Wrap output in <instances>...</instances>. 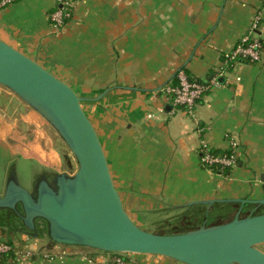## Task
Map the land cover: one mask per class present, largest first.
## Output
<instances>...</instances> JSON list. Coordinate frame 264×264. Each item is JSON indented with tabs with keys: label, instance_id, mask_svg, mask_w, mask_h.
Here are the masks:
<instances>
[{
	"label": "crops",
	"instance_id": "0c3cea01",
	"mask_svg": "<svg viewBox=\"0 0 264 264\" xmlns=\"http://www.w3.org/2000/svg\"><path fill=\"white\" fill-rule=\"evenodd\" d=\"M72 1L71 18L54 32L49 13L55 0H15L0 10V39L80 96L96 97L108 90L100 100L84 102L83 108L132 218L164 216L187 209L193 201L264 198L262 1ZM255 16H260L254 37L263 46L261 60L223 64V55L248 34ZM179 69L198 81L220 72L219 86L198 101L194 117L173 106L162 91L176 82ZM11 93L0 86V194L13 157L18 161L20 157L12 149L13 124L3 108L10 104L8 110H19L18 120L25 104ZM39 121L52 130L41 117ZM202 140L219 151L234 140L236 164L225 170L204 168L199 153ZM235 206L234 212L239 204ZM254 208L244 204L243 212ZM261 209L264 206L256 211ZM6 237L21 256L14 264H107L110 260L98 250L58 245L0 224V241ZM26 251L33 255L22 257ZM45 253L51 257L45 258ZM133 261L183 264L154 255H136Z\"/></svg>",
	"mask_w": 264,
	"mask_h": 264
},
{
	"label": "water",
	"instance_id": "95a60500",
	"mask_svg": "<svg viewBox=\"0 0 264 264\" xmlns=\"http://www.w3.org/2000/svg\"><path fill=\"white\" fill-rule=\"evenodd\" d=\"M0 86L44 118L60 135L77 167L40 173L23 186L12 165L0 194V222L32 238L108 253L154 255L183 264H264V198L211 199L186 204H239L225 222L183 232L155 233L127 210L116 187L101 139L82 103L84 97L37 61L0 39ZM244 204H254L249 213ZM207 218V217H206ZM17 224V225H16Z\"/></svg>",
	"mask_w": 264,
	"mask_h": 264
},
{
	"label": "built area",
	"instance_id": "2783aa9c",
	"mask_svg": "<svg viewBox=\"0 0 264 264\" xmlns=\"http://www.w3.org/2000/svg\"><path fill=\"white\" fill-rule=\"evenodd\" d=\"M15 0H0V10L12 4ZM264 4V0H261ZM56 7L49 13V22L54 32H59L65 23L71 18L75 2L72 0H55ZM260 24V16H255L250 25L249 32L243 36L233 50L223 55V64H229L235 60H247L259 62L262 58V43L254 37V31ZM220 72L213 73L205 81H198L189 77L183 69L176 73L175 83L167 84L163 87L165 99L175 107L183 108L190 116L194 117V109L198 101L211 89L219 86ZM236 143L229 142V148L219 153H212L211 147L205 140L200 142L199 153L200 163L204 168L211 170H225L236 164ZM12 249L7 243H0V264L3 256ZM21 254V253H20ZM25 256H32V251H26ZM45 258H50L49 253L43 254ZM134 254L112 253L107 264H133ZM21 260V256L16 253V258L12 263Z\"/></svg>",
	"mask_w": 264,
	"mask_h": 264
},
{
	"label": "rangeland",
	"instance_id": "374dc122",
	"mask_svg": "<svg viewBox=\"0 0 264 264\" xmlns=\"http://www.w3.org/2000/svg\"><path fill=\"white\" fill-rule=\"evenodd\" d=\"M16 101L19 102L18 99ZM6 108L7 106L3 109L7 119L13 124V134L10 143L13 150L20 152L19 161L17 157H13V166L23 186L31 188L30 183L40 173L65 172L67 169L65 168V163H67L68 158H70L74 169H76V161L70 156L69 149L58 132L54 128L50 130L43 126L39 121L41 116L37 112L25 104L20 110V118L15 120V113H19V110L11 112V110H8V108L6 110ZM42 119L45 120L44 118ZM182 211L185 210L174 211L164 216L156 214L157 217L152 214H147V216L145 214L146 219L140 218L136 219V221L147 230L156 231L162 228L166 222H173L174 216H178ZM261 249L264 251V245L261 246Z\"/></svg>",
	"mask_w": 264,
	"mask_h": 264
},
{
	"label": "trees",
	"instance_id": "16d2710c",
	"mask_svg": "<svg viewBox=\"0 0 264 264\" xmlns=\"http://www.w3.org/2000/svg\"><path fill=\"white\" fill-rule=\"evenodd\" d=\"M211 152L215 154L221 152V150L219 151V150L211 149ZM235 207H236L235 204L214 203L207 212V206L201 204H195L185 209V211L180 212L178 216H174L175 219L173 220V222H166V224H163L162 228H159L156 231L153 230V232L175 233V232L188 231L197 228L205 220H207V224L225 222L233 217L234 214L233 210ZM262 211L258 210L257 212L259 213ZM0 224L5 226V224L2 222H0ZM2 242L11 245L12 249L3 256L1 264H13L12 260L16 258V248L12 245V242L9 237L8 238L6 237L4 240L0 241V243ZM97 252L103 253L105 255H112V253H108V252H102V251H97Z\"/></svg>",
	"mask_w": 264,
	"mask_h": 264
},
{
	"label": "flooded vegetation",
	"instance_id": "af4514ba",
	"mask_svg": "<svg viewBox=\"0 0 264 264\" xmlns=\"http://www.w3.org/2000/svg\"><path fill=\"white\" fill-rule=\"evenodd\" d=\"M8 90V89H7ZM11 94H13V93H11ZM14 95V94H13ZM15 96V95H14ZM11 107V105L10 104H8V108H10ZM17 113V112H16ZM65 168H67L66 169V171L65 172H67V173H69V174H72L74 171H75V169H74V166H73V164H72V162H71V160H70V158H68L67 159V163H65ZM262 210H264V209H261V211ZM17 225V224H16Z\"/></svg>",
	"mask_w": 264,
	"mask_h": 264
},
{
	"label": "bare ground",
	"instance_id": "6f19581e",
	"mask_svg": "<svg viewBox=\"0 0 264 264\" xmlns=\"http://www.w3.org/2000/svg\"><path fill=\"white\" fill-rule=\"evenodd\" d=\"M47 122V121H46ZM48 123V122H47ZM49 124V123H48ZM49 126L53 129V127L49 124Z\"/></svg>",
	"mask_w": 264,
	"mask_h": 264
}]
</instances>
